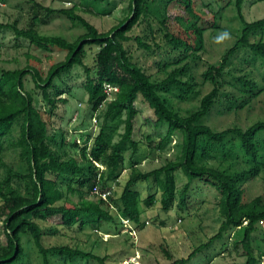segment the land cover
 <instances>
[{"label": "trees", "instance_id": "trees-1", "mask_svg": "<svg viewBox=\"0 0 264 264\" xmlns=\"http://www.w3.org/2000/svg\"><path fill=\"white\" fill-rule=\"evenodd\" d=\"M31 2L44 11L46 18L63 16L72 24L81 26L84 33L73 42L59 36L41 35L36 27L42 21L37 16L31 19L27 29H18L16 23H0V31L11 30L17 38L27 40L40 51L57 49L66 52L64 61L52 65L45 77L35 68L6 70L0 67V152L3 143L9 142L18 151L20 160L18 170L0 161L3 169L0 219L3 218L6 236V245L0 247V264H27L23 237L31 240L42 264H52L53 256L69 262L82 259L104 264L107 257L78 248L67 245L44 247V232L37 221L59 217L60 225L66 229L86 228L92 231H99L103 223L113 222L114 217L109 211L113 206L102 198L103 193L109 196V190L100 191L99 187L120 177L124 170L123 154L128 151L131 152V173L121 191L117 212L136 229L142 228L140 216L144 209L154 206L158 194L163 212L173 209L176 202L180 209L187 208L190 185L196 179L213 187L218 194L217 206L223 218L218 232L193 249L186 258L174 260L171 264L189 263L215 240L237 229L242 230V238H235L233 247L242 249L246 260L241 264H260L264 253L255 256L252 236L264 228L257 225L259 222L264 224V195L249 199L245 185L264 171V121H257L244 130L234 126L216 131L206 124L205 119L210 117L222 96V85L235 91L233 95L223 96L228 112L243 108L264 92V75L260 85L250 76L251 72L247 74L241 66L231 69L234 65L232 59H237L238 65L258 61L264 66V18L247 22L242 14L243 0L235 1L236 14L241 22L239 36L222 58L209 65L202 74L204 82L208 81L212 86L210 92L200 99L196 108L183 114L173 106L171 98L185 102L196 95L193 78L189 77L187 81L183 78L189 76L193 64L198 62L195 59L204 50L205 31L219 29L217 14L221 9L209 21L196 13L194 0H160L164 13L161 19H157L159 28L155 34L160 33L161 38L156 41L150 16L156 19L152 12L155 7L152 6L159 4L157 0H130L128 15L107 32L98 31L80 16L77 6L50 9L33 0ZM172 7L176 13L168 14ZM145 21L148 34L128 35ZM132 41L146 56V64L142 65L134 58L129 48ZM87 46L98 47L95 71L83 62ZM149 62L153 70L147 66ZM75 67L83 68L87 104L93 117L101 119L97 135L93 138L86 135L82 144L76 141L69 144L66 133L61 132L58 147L64 149L69 146L79 152L78 157L66 152L62 156L52 150L50 143L55 139L50 135L48 122L57 104L68 102V97L62 96H67L70 88L62 89L57 81ZM225 68H228L227 72ZM236 70L237 76L233 74ZM152 71L155 75H164V78H156ZM28 75L34 88L41 92L42 99L49 105L47 114L35 106L33 96L25 89L24 79ZM107 84L118 88L111 100L104 92ZM138 101L151 111L150 119L145 118V122L149 124L148 120H151L154 127L164 129L153 147L152 135H146V145L157 152H164L175 135L181 137L175 146V159L148 172H141L137 161L133 160L140 143H143L137 138L135 129L140 113ZM15 130H18V135L13 139ZM210 161L216 164L211 165ZM98 165L104 170H100ZM177 170L187 178L180 189L175 177ZM139 182H150L154 192L141 199L140 192L135 189ZM74 195L79 199L76 203L70 199ZM164 252L171 260L168 251Z\"/></svg>", "mask_w": 264, "mask_h": 264}, {"label": "rangeland", "instance_id": "rangeland-1", "mask_svg": "<svg viewBox=\"0 0 264 264\" xmlns=\"http://www.w3.org/2000/svg\"><path fill=\"white\" fill-rule=\"evenodd\" d=\"M32 0H0V23L13 24L16 23L18 29H27L31 19L35 16L41 18L37 31L45 36H59L69 42L75 41L84 33L81 26L72 24L63 16H54V18H46L44 11L34 7ZM36 4L50 9L71 8L77 6V13L86 19L100 32H107L117 25L122 19L128 15V5L130 0H33ZM159 4L152 6L155 18L150 16V26L153 29L156 41H160V33L155 34V30L159 28L157 19L163 17V7ZM236 0H194L195 11L204 20H212L214 14L218 11L219 29L207 30L204 33V50L199 53L197 64H193L192 72L189 76H185L183 80L187 81L192 77L196 84V95L190 100L180 102L172 97L173 106L180 110L183 114L187 110L196 108L200 99L212 89L211 84L204 82L202 74L207 67L216 64L225 53L226 49L232 46L235 39L239 36L241 22L236 14L234 7ZM175 7H172L168 14H175ZM242 14L247 22L264 18V0H243ZM147 21V20H146ZM141 22L139 27H134L129 36L141 35L149 33L147 22ZM174 25V24H173ZM173 28V27H172ZM227 32L228 36L223 37V33ZM258 39V37H257ZM129 48L134 58L140 64H146V56L137 50L136 44L132 41ZM98 52L97 46L85 47L84 64L95 71V56ZM246 55V54H244ZM243 55L240 53V57ZM66 52L52 49L49 52L40 51L27 40L17 38L11 30L0 31V67L6 70L35 68L39 70L45 77L50 67L54 64L63 62ZM152 60H150L151 62ZM232 70L236 66H241L244 72L262 85L261 77L264 75V66L256 61L249 65H238L237 59H232ZM147 66L152 69V64ZM226 72L228 68H225ZM169 69L168 71H170ZM233 73L239 75L238 70ZM155 73V72H151ZM155 75V74H154ZM156 78L162 79L164 75L157 74ZM85 81V73L83 68L75 67L69 73L63 75L57 84L67 91L68 102L66 104L58 103L55 111L51 112L52 117L49 118V132L54 135L55 141L51 142L52 150L65 156L64 152L71 156L78 157L79 152L66 146L64 149L58 147V140L61 132L66 133L67 142L76 141L82 144L85 136L90 137L97 135L101 119L93 117L87 104V94L83 88ZM25 89L31 93L34 98L35 106L44 113L49 112V105L42 99L41 92L34 88L31 77L28 75L24 79ZM235 91L227 85H222L220 89V99L213 107L210 117L205 119L207 125L213 130L221 131L230 127H240L246 129L257 121H264V92L253 98L248 105L241 109L226 111L227 102L224 95H233ZM138 101L139 116L135 121V129L137 130V138L143 143L146 135H152L151 146H155L158 142V135H163L164 129L153 126V121L149 124L146 119H150L151 111L146 109ZM148 107V106H147ZM45 114V118L48 115ZM146 118V119H145ZM123 128H120L122 133ZM18 135V130L13 133V139ZM264 139V135L262 136ZM180 135H175L169 147L164 152H157L150 146L140 143L138 152L133 157L137 161V168L141 172H148L164 165L169 160H174L177 149L176 144L180 141ZM117 140V138H115ZM90 144V141L87 143ZM123 172L116 181H107L105 185L100 186L99 190H109V196L106 194L105 199L112 207H109L111 215L114 217L113 222L103 223L99 231L89 229H66L63 227L59 217L48 219L47 221H37L40 228L44 232L42 244L44 247L67 245L72 248H78L84 252H89L99 257H107L104 264H171L172 261L186 258L187 255L199 245L206 243L214 236L220 227L223 218L220 216L217 206L218 194L210 185L202 183L200 180H193L187 199V208L180 209L178 203H175L173 209L169 212H163L160 207L159 194L157 202L153 207L144 209L140 221L142 228L136 229L135 225L118 216L117 208L119 205V197L123 186L131 173V152L123 154ZM0 161L6 163L14 170L19 169L20 160L18 151L14 150L9 142L3 143V150L0 152ZM211 165H215V161H210ZM99 166L100 170H104L103 166ZM3 169L0 167V179ZM176 183L180 189L186 182L187 178L181 170L175 172ZM247 197L249 199L258 195H264V171L262 174L246 185ZM64 189V187H63ZM140 192L141 199L146 198L150 193L154 192V187L150 182H139L135 187ZM73 203L79 199L76 195L70 196ZM90 199H94L90 197ZM0 219V247L6 245V236ZM161 222L163 225H161ZM145 223V224H144ZM258 227L264 226L259 222ZM235 238H242V230H232L224 234L220 240H215L208 248L203 249L187 264H241L246 258L242 255V249L236 250L233 247ZM22 245L26 254L27 264H42L41 258L37 250L32 245L29 238L23 237ZM252 248L255 256L264 253V228L261 233L252 236ZM171 255L168 259L166 253ZM52 264H98L94 261H86L75 259L69 262L56 256L51 258ZM264 263V257L260 261Z\"/></svg>", "mask_w": 264, "mask_h": 264}, {"label": "built area", "instance_id": "built-area-1", "mask_svg": "<svg viewBox=\"0 0 264 264\" xmlns=\"http://www.w3.org/2000/svg\"><path fill=\"white\" fill-rule=\"evenodd\" d=\"M118 91V88L111 85H105L104 86V92L107 94L108 100H111L114 98V94ZM108 193H103L102 198L105 199V196Z\"/></svg>", "mask_w": 264, "mask_h": 264}, {"label": "clouds", "instance_id": "clouds-1", "mask_svg": "<svg viewBox=\"0 0 264 264\" xmlns=\"http://www.w3.org/2000/svg\"><path fill=\"white\" fill-rule=\"evenodd\" d=\"M227 36H228L227 32L223 33V37H227Z\"/></svg>", "mask_w": 264, "mask_h": 264}]
</instances>
